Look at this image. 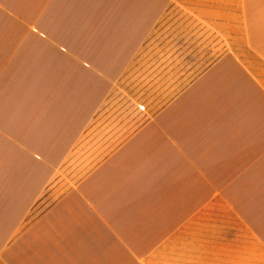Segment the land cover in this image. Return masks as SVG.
Instances as JSON below:
<instances>
[{
	"label": "crops",
	"instance_id": "1",
	"mask_svg": "<svg viewBox=\"0 0 264 264\" xmlns=\"http://www.w3.org/2000/svg\"><path fill=\"white\" fill-rule=\"evenodd\" d=\"M0 264H264V0H0Z\"/></svg>",
	"mask_w": 264,
	"mask_h": 264
}]
</instances>
